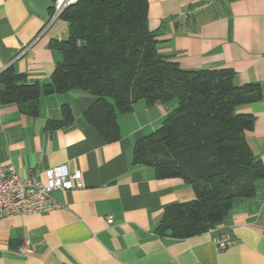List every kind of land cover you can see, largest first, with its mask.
I'll return each mask as SVG.
<instances>
[{"label":"crops","instance_id":"1","mask_svg":"<svg viewBox=\"0 0 264 264\" xmlns=\"http://www.w3.org/2000/svg\"><path fill=\"white\" fill-rule=\"evenodd\" d=\"M52 3L0 0V71L11 68L28 83L50 81L60 59L53 44L67 35L63 18L51 20ZM147 27L158 34V51L181 68H232L238 84H260L261 99L238 110L254 117L246 138L264 163V0H147ZM94 100L79 89L41 94L35 117L0 104V163L42 180L45 169L64 164L79 170L83 183L53 191L57 208L0 217V264H264V179L256 196L237 200L215 228L183 239L161 236L163 210L195 193L181 178H157L151 167L132 164L131 156L176 102L137 101L131 112L117 113L120 136L106 142L83 119ZM63 104L72 122L47 129ZM223 234L233 243L218 249L214 237Z\"/></svg>","mask_w":264,"mask_h":264},{"label":"trees","instance_id":"2","mask_svg":"<svg viewBox=\"0 0 264 264\" xmlns=\"http://www.w3.org/2000/svg\"><path fill=\"white\" fill-rule=\"evenodd\" d=\"M67 35L53 46L60 54L50 81L28 83L11 68L0 71V104L39 113V96L79 89L95 100L83 112L106 142L119 138L117 113L134 104L175 100L160 124L133 146L131 162L149 166L157 178H181L194 199L167 206L157 234L183 239L215 228L237 200L254 198L264 163L246 133L254 117L241 105L261 99L258 82L238 84L232 68L184 69L158 51L157 32L147 27V0H77L60 15ZM68 104L47 129L69 125Z\"/></svg>","mask_w":264,"mask_h":264},{"label":"built area","instance_id":"3","mask_svg":"<svg viewBox=\"0 0 264 264\" xmlns=\"http://www.w3.org/2000/svg\"><path fill=\"white\" fill-rule=\"evenodd\" d=\"M77 0H53L51 20L59 17L64 9ZM212 1V0H210ZM81 172L69 171L64 164L44 170V179L31 174L20 176L10 163H0V217L11 215H31L59 207L52 198L55 190L68 191L82 188ZM111 222V217H107ZM218 249L233 243L228 234L215 236ZM20 253L26 252L25 244L18 247Z\"/></svg>","mask_w":264,"mask_h":264}]
</instances>
